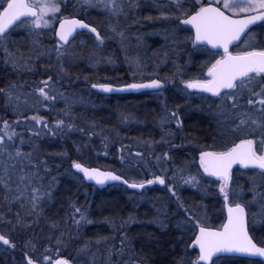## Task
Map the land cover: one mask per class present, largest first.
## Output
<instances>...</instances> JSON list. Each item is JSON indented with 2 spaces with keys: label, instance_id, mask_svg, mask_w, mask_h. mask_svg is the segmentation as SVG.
I'll use <instances>...</instances> for the list:
<instances>
[{
  "label": "trees",
  "instance_id": "16d2710c",
  "mask_svg": "<svg viewBox=\"0 0 264 264\" xmlns=\"http://www.w3.org/2000/svg\"><path fill=\"white\" fill-rule=\"evenodd\" d=\"M186 1L191 3L192 0ZM186 1L185 6L188 4ZM159 2L161 3L158 5L161 8L165 6L164 9L153 11L154 14H159L158 17L163 16L165 23L149 21V17L157 20L154 15L145 14L143 17L138 14L133 21H129L130 16L123 15L122 21L125 23L119 25L118 30L150 31L156 27L167 26L166 34H170L169 27H176L174 15L178 13L174 12L172 1ZM0 5L6 6V0H0ZM87 7L79 0H65L61 10L64 17L77 16L93 24L104 37V14L101 12L110 11L99 5L89 7L90 10L86 11ZM2 11L3 8H0V12ZM140 23H146L148 26L143 27ZM178 33L182 34L181 37L178 36L176 42L167 45L166 51L168 50L169 54L164 56L165 51L160 49L152 52L155 55H149V58L152 56L153 63L157 64H160V59L168 57L169 62L164 66L139 57V69L136 64H132L130 69L122 66L115 71L108 65L103 67L107 59L99 47L101 44L89 34H83L86 40L82 44L75 40L66 46L72 55H65L60 61L54 52L58 40L51 29L30 30L23 26L16 27L8 34L5 42L0 44V134L7 137L9 133H15L8 149L14 158L0 153V234H5L15 247L0 242V264H27L28 258L36 264H49L43 259L45 255L51 257V264L60 257L68 259L72 264H188L190 259H196V250L190 248L194 228L190 226L189 221L184 222V228L178 225V221L181 223L182 219L186 221V218L178 214L177 208L180 207L179 204L185 205L190 212H194L195 218H199L198 211L195 210L197 208L191 207L179 192L173 196L168 191L169 183L183 182L181 177L188 175L196 176L199 181H209L202 175L198 164L200 151L203 148L222 150L232 142H238L243 133H229L227 137L219 133L224 127L238 123L240 112L249 113L257 121H264V114L259 115V104L248 106L244 99H241L239 109L230 105L231 117L227 120L221 121L217 113L213 126L212 120L209 121L204 116L210 111L204 109L206 106L197 104L189 108L194 114L186 115L185 118L188 136L192 144L195 142L194 146L185 149L189 147L190 140L185 142L186 146L177 144L175 123L166 121L170 122L171 112L178 115L177 111L189 109L180 107L175 88L181 87L182 81L205 77V70L216 56L206 49H195L186 39L192 36V33L185 26ZM246 39H251L252 45L247 50L264 47V23L256 26ZM105 40L110 44L112 51L119 52L114 41ZM156 42L157 39L153 43ZM21 56L24 59L14 63L13 57L19 59ZM211 57L213 59L210 60ZM49 77L52 78L50 84L59 92L57 97L62 96L66 101L64 105H72L71 109H66L64 117L60 116L61 120L64 119V126L59 129L53 123L58 113L56 105L49 104L46 100L45 105L48 103V108L41 105L35 109L33 104L26 106V97H22L32 92L40 94L38 89ZM149 77L173 80L176 85L162 93L161 99L148 93L104 96L90 88L94 83L125 84ZM23 87L27 90H21L20 94L18 88ZM89 100L92 101L91 105L82 106ZM77 101L81 102L79 108L74 106ZM95 103L98 107L107 108L97 111L96 106H93ZM130 106L138 109L137 114V110L131 109L134 117L133 113L131 115L130 111L127 112ZM59 111L61 112V109ZM98 112L102 118L97 116ZM46 114L49 117H40ZM34 116L40 117V125L33 122ZM119 119L123 123H120ZM217 119L222 123L220 128L217 127ZM4 121L11 126L9 129L4 128ZM230 137L234 140L230 141ZM212 138L215 141L209 145L201 143ZM15 149L22 153H31L30 161L15 157ZM129 153L144 161L128 158ZM186 155L189 158L184 161ZM157 157L160 162L162 160L161 166L157 163ZM74 162L119 173L120 170L116 168L120 166L119 162L133 164L137 170L133 171V175L138 176L137 179L143 177V174L149 178L150 175L156 174L164 175L167 181L165 185L154 184L145 189L156 193L144 190L139 195L121 185L109 186L99 191L73 171ZM190 167L192 168L189 169ZM162 168L167 172L164 173ZM34 172H38L41 179H34L31 183L41 187V191L50 190L51 198L44 197L35 210L31 209L30 189L21 200L11 197L5 199L9 196L4 186L6 182L15 191L17 185L23 186L20 178ZM236 175L237 177L232 178V185L239 187L246 196L245 199L241 198V202L250 207L248 197H251L259 201L264 208V178L258 175V170H240ZM24 183L28 181L25 180ZM195 192L182 191L184 194L189 193L190 197L195 196ZM229 194L231 198V191ZM143 195L146 200L137 201ZM207 196L205 206L207 213L212 217V213L220 210L223 205L222 193L217 184H209ZM76 207L86 213L92 221L90 224L74 223V219H80L79 214L74 211ZM17 213L20 214L22 223H17ZM129 217H132L131 221ZM157 220L163 221L165 226L154 222ZM54 222L58 227H52ZM258 228L264 239V217ZM58 239L62 244L57 245ZM225 259L227 264H264L259 260L241 257L228 256Z\"/></svg>",
  "mask_w": 264,
  "mask_h": 264
},
{
  "label": "snow or ice",
  "instance_id": "6c2138e0",
  "mask_svg": "<svg viewBox=\"0 0 264 264\" xmlns=\"http://www.w3.org/2000/svg\"><path fill=\"white\" fill-rule=\"evenodd\" d=\"M79 2L89 7L99 5L113 15H119L124 10L122 5L116 3V0H79ZM63 4H65V0H6V6L0 5V8H3V11L0 12V44H3L7 39L8 29L11 26H23L30 30H53L58 37L57 45L54 48L58 61L65 55H72L66 46L70 45V37L73 40L76 39L73 33L77 29L87 30L94 34L98 44H102L105 37L101 36L96 27L85 23L83 20L69 19L63 16L61 10ZM172 4L174 12L178 13V15H174L177 25L170 33L173 42L178 40L177 34L183 26H191L194 29V35L188 36L186 39L192 43L195 49H208V46H211L209 51L213 49L223 50L222 54L215 53L219 58L215 59V62L207 68L205 78H191L182 81L185 89H195L221 97V99H229L232 101V108L234 109H239L241 107L240 100L244 99L248 106L259 104L260 111L264 114V47L258 50L253 47L252 50L245 49L235 53L229 50V46L234 41H238L241 34L245 33L246 30L250 31V25L256 24L257 21L264 22V0H192L188 6H185V0H172ZM135 6L129 5V7ZM57 22L59 23L58 29L55 27ZM112 31L121 36L122 40L125 38L124 34L116 32L115 28ZM21 59L24 57L21 56L19 59L13 57L14 63H19ZM133 62L139 69V60ZM51 79L49 77L47 81H43V86L38 89L44 100L55 99V95H49V91H55L50 84ZM163 86L161 80L157 78L151 79L146 84L133 83L127 88L129 90L144 88L160 90ZM101 87L105 91H113L111 86L101 85ZM45 88H48L49 91H45ZM222 92L224 93L223 96H221ZM170 116L176 119L178 125L180 124L176 112H171ZM32 119L39 122L40 118L34 116ZM238 119V123L224 127L219 134L227 137L229 133H243L244 135L239 138V142H232L223 151L201 150L199 153V165L203 172L222 181L219 191L223 194L224 203L227 207V222L221 226L220 230H215L207 225L206 215L197 219L190 214L189 209L184 208L186 221L192 222L198 228V233H194L191 237L192 243L190 245L193 249H198V255L196 259H190L188 264H227L225 257L230 254L264 258V242L258 244L249 234L248 212L246 211V204L241 202L242 190L239 187H232L231 174L233 166L238 164L246 169L258 170V175L264 178V121L253 119L247 112H240ZM62 125H64V121L58 120L56 127L59 129ZM3 126L5 129L11 127L7 121L3 122ZM14 135L15 133H9L5 137V135L0 134V153L6 154L9 158H14L13 153L8 151ZM15 157H22L30 161L31 153H22L19 149H15ZM73 168L82 172L88 180L95 181L98 185H104L109 181H119L133 189H144L146 185H165L166 182L164 175L129 183V180L123 179L120 175L87 168L80 163L74 162ZM5 171L7 172V168ZM20 179L23 186L17 185L15 191L9 187L7 182L5 183L4 186L9 193V196L5 197L6 200L9 197L21 200L30 189L32 193L30 196L31 209L35 210L44 197L51 198L50 190L41 191V187L31 183L34 179H41L38 172L23 176ZM172 179L174 180L175 177ZM181 179L185 184L202 187L196 176H182ZM25 180L28 183H24ZM253 184H255V179H253ZM174 188L175 185L168 187V191L173 196L176 195ZM177 201L179 203V198ZM179 206L183 208L182 204ZM74 211L80 217L79 220L74 219L75 224L80 225L81 222L90 224L92 222L80 208L76 207ZM16 215L17 223H22L20 214L17 213ZM131 219L132 217H129V221ZM154 222L160 223L162 227L165 226L163 221ZM52 227L56 228L58 224L54 222ZM0 242L3 245L15 247V244L5 234H0ZM60 244L62 241L58 239L57 245ZM43 259L51 264L50 256L45 255ZM27 264H36V262L28 258ZM55 264H70V262L60 258L55 261Z\"/></svg>",
  "mask_w": 264,
  "mask_h": 264
},
{
  "label": "rangeland",
  "instance_id": "374dc122",
  "mask_svg": "<svg viewBox=\"0 0 264 264\" xmlns=\"http://www.w3.org/2000/svg\"><path fill=\"white\" fill-rule=\"evenodd\" d=\"M159 1L160 0H124V1L116 0V3L118 5H122L123 6V9H124L123 12H121L119 15H113V14H111V12L108 13L107 11L101 12L102 14H104L103 15V19H102L103 20L102 22H104V25L102 26V29H103L102 31H103L104 37H105V39H109L110 41H114V43L119 48V52L112 51L109 48L110 44L106 40L103 41V43L101 45H99L101 50H103V52H104V56L107 59V62L105 63V65H103V67L108 65L114 71L117 70V68H122V66L125 67V68H129V67H132V64H135L133 62L134 60H137V59L139 60V57H142V60H144L143 59V57H144L145 61L153 63L154 60L152 59V56H150V58H149V55L150 54L155 55L153 53L157 52L160 49L162 51H165L164 52V56L169 54V53H167L168 50L166 51L167 45L173 44V40L169 37L170 34H166L167 26H166V28L164 26L163 27H161V26L160 27H156L155 29H152L150 31H141V30H137V29H130V30L126 31L124 29V30H122V33L124 34V37H125L123 40H122L121 36L117 35L116 33H114L112 31V29L115 28L116 32H120L118 30V26L123 24V23H125V22L122 21L123 20V18H122L123 15L126 16V17L130 16L129 17L130 18L129 21L135 20L137 18L138 14H142L143 17H144L145 14H146V16L147 15H154L157 18V20H153L152 18L149 17V21H151V22H157L158 21V22H161V23H165L166 20L163 21V19H162L163 16L158 17L159 14H154V11H153V10H156L158 8L164 9L165 6H163V8H161L158 5L159 3H161ZM168 1H172V0H168ZM186 2L188 3L186 6H188L189 4L192 3V1H191V3H189V1H186ZM145 3H148V4L151 3L153 5L146 6ZM129 5H136V6L135 7H129ZM147 9H150V11H148ZM85 10L86 11L90 10L89 6L87 8H85ZM170 15L171 14H169V17H170ZM117 18H118V20H117ZM140 24L143 27L148 26L146 23L145 24L140 23ZM170 26H174V25H170ZM172 28H174V27H169V30L170 29L172 30ZM135 31H137L138 33H136ZM177 35L179 37H181L182 34L178 33ZM156 39H157V42L153 43V42H155ZM85 40H86V37L82 35L77 40V43L78 44H82ZM239 46H240V48L238 47L239 51H241V49H243V50L250 49L252 47L251 39H246V41L244 40L243 43L240 44ZM214 58L218 59L219 56L216 55ZM211 59H213V58L211 57L210 60ZM215 59H213L212 63L215 62ZM208 60H209V58H208ZM168 62H169V58L166 57L165 59L163 58V59L159 60L158 63H160V64H157L155 62L153 64L163 65L164 66ZM207 63H209V62H207ZM212 63H210V65L208 67H210ZM132 73H133V71H132ZM205 73H207V69L205 70ZM139 78H141V77H139ZM133 79H135V78H133ZM171 81H173V80H171ZM25 89H26L25 87L18 88V90H19L18 92H20V94H21V90H25ZM46 90L49 91L48 88H46ZM58 93L59 92H57L56 90L54 92H50L49 91V95L50 96L51 95H55V99L54 100H52V99L48 100L49 104L53 103V105H56V107H58V113L55 115L54 122H53L55 126H56L57 121L61 120L60 116L64 117V115H65L64 112H66V109H71V107H72V105H64L63 103L66 102V101L63 100L62 96L57 97L58 95H56V94H58ZM245 95H247V94H245ZM22 97L23 98L26 97L25 98L26 100L24 102V104H26V106H31L33 104L35 109H36V107H40L41 105H43L44 108H48V106H47L48 103H47V105H45L47 101L44 100V98L40 94H37L36 92H32L30 94L23 95ZM256 99H259V98H256ZM90 102H92V101L89 100L85 104H83L82 106H86L87 104L91 105ZM80 104H81V102L77 101L76 103H74V106H77V108H79ZM230 105H232V101L231 100H229V99H221L220 98V99H218L217 103H215V105H214L216 113L213 110H211L210 113H206V114H208V116L210 118L214 117V119H216L217 118V113H218V117L220 118L221 121L227 120V118L231 117V114L229 112L231 110ZM93 106H96V110L97 111H99L101 108H103V109L107 108V106L98 107L99 105H97L96 103ZM257 107H258L257 109L259 110V115H262V113L260 111V106L258 105ZM59 109H61V112L59 111ZM131 109L135 110V111L137 110L136 114L138 112V109L136 107H134V106H132V107L130 106L127 109V112L130 111L131 115L133 113L132 117H134L135 116L134 112L131 111ZM224 114H226L225 118H223ZM97 116L102 118V116H101V114H99V112L97 113ZM40 117L47 118V117H49V115H47V114L46 115H41ZM169 120H170V122H168V121H166V122L167 123H173V124L177 123L176 119H174L172 117L169 118ZM34 121L35 120H33V122ZM63 121H64V119H63ZM119 122L121 123L122 120L119 119ZM34 123H36L37 125H40V123L37 122V121H35ZM62 126H64V125H62ZM229 140L233 141L234 139H232L230 137ZM85 149H87V148H85ZM158 151H159L160 158H161L162 156H161L160 150H158ZM159 154H158V156H159ZM128 158L133 159V160H138L139 159L137 157V155H131L130 153L128 154ZM168 159H169V157H168ZM138 161H144V160H138ZM157 163H158L159 166H161V164H162V160L160 162L158 157H157ZM119 164H120V166H116V168L118 170H120V172H122L124 174H127L129 177L130 176H132L133 178L138 177V176L133 175V171H137L135 169V167L133 166V164H127V163H121V162H119ZM191 168L192 167H190L189 169H191ZM162 169H163L164 173L167 172L166 169H164V168H162ZM258 179H260V177H258ZM212 182L213 181H211V180H209V181L208 180H200V184H201L202 187H193L192 185L185 184L182 181L181 182L180 181L179 182L176 181V183L171 182V184L169 182L168 183H169V186L175 184L176 185L175 188H174L175 192H177V193L179 192L180 196L183 195V197H185L187 199V202L189 203V205L191 207L194 208V206H195V208H198V209H196L198 212H203V214H204V213H207V210H206L207 208L205 206V201H206V199L208 197L207 196V189H208L209 184L210 183L212 184ZM232 187H234V186L232 185ZM183 190H187V191L194 190V191H196L195 195L200 197V201L201 202L199 204H194V206H192V204H190V202L193 203L195 201L194 200L195 196H191L190 197L189 193H185V194L182 193ZM244 194H245L244 191H242V195H241L242 199H245V197H246V196H244ZM229 196H230V194H229ZM231 199H232V196H231L230 200ZM145 200H146L145 195L140 197V199H137V201H139V202H141V201L144 202ZM191 200H194V201H191ZM248 200L250 201V203L252 205H254V208H252L251 215H252L254 223L259 226V224L262 222V218L264 217V208H262V206L260 205V202L256 201L254 198L248 197ZM196 202L197 201H195L194 203H196ZM193 208H192V210H194ZM198 212H197V214H198ZM205 215L207 216V214H204V216ZM200 216L201 215L198 214V217H200ZM181 225L183 226L184 224L181 223ZM190 226L194 227L195 225L191 222Z\"/></svg>",
  "mask_w": 264,
  "mask_h": 264
},
{
  "label": "flooded vegetation",
  "instance_id": "af4514ba",
  "mask_svg": "<svg viewBox=\"0 0 264 264\" xmlns=\"http://www.w3.org/2000/svg\"><path fill=\"white\" fill-rule=\"evenodd\" d=\"M206 50L208 52H211L208 49H206ZM211 53H216V52H211ZM205 77H206V75H205ZM205 77H203V78H205ZM185 81H187V80H185ZM179 88H184V91H185V93L183 95H181L180 99L178 100L179 101L178 104L180 105V107H184V108L188 107V109H189L190 107L195 106V105L198 104V105H201L202 107L206 106L207 111L211 112V110H213L215 112V106L214 105H215V103H217L218 99H220L221 97H218V96L212 97V96H208L206 94L200 93V92H192L190 89L186 90L185 89V85L182 82H181V87H179ZM169 89H171V87ZM163 90H168V87H166V89H163ZM148 94L154 96V93H148ZM134 95H136V94H134ZM223 95L224 94H221V96H223ZM177 112H178L177 118L179 119L180 124L178 125L177 123H175V129L177 131V137H178V141L176 143L180 144L181 146H186L185 142L190 140V139H189L188 131H187L186 124H185V120H186L185 118H186V115L194 114V111L192 109H189V111H187V110L186 111H182L181 110V111H177ZM202 112H204V111H202ZM210 112H208V113H210ZM204 116L209 121L212 120V124L214 126V124H215L214 117L210 118L208 116V114H205ZM190 141H191V143L188 144L189 147H187L185 149H191L194 146L193 144L195 142H193V144H192V140H190ZM214 141H215V139L212 138V139H210V140H208L206 142H201V143L205 144V145H209V144H211ZM203 150H206V151H209V150H211V151H223L225 149L214 150V149H210V148H204ZM188 158H189V156L186 155L184 161H187ZM198 164H199V158H198ZM199 167H200V165H199ZM200 169L202 170V175L205 176L206 178H208L209 180H212L213 183H215V184H221L222 183V181H220L217 177L208 176L206 173L203 172V169L201 167H200ZM240 170H255V169H246V168H243L241 166H236L233 169L232 173H231L232 174V178L234 176L237 177L236 173L238 171H240ZM119 174L123 175L124 177H126L128 180H131V181H141V180L154 179L155 176H158V175L154 174L152 176L150 175V178H149L148 176H144V174H143L142 178L137 179V178H133L132 176L129 177L127 174H124V173L122 174V172L119 173ZM165 181H167L166 178H165ZM153 185H150V186H153ZM219 188H220V186H219ZM145 192L156 193V191H152V190H150V191L145 190ZM221 198H222L221 201H222L223 205H221L220 210L215 211V209H214L215 212L212 213V217L210 216L209 212L206 213V214H209V220L207 222V225L209 227H211V228L221 229V226L226 221V212H225V203H224L223 194H222ZM184 208H186L185 205H183V208L178 207L177 211H178L179 215L182 214V216L186 218V213L184 211ZM190 214H192L194 216V212L193 211H191ZM248 217H249V230H250V233H251L252 237L254 238L255 241H264V239L261 237V235L259 233L260 229L252 226V216H251L250 212L248 213ZM197 230H198V228L196 229V231L194 233H197ZM196 252L198 254L197 250H196Z\"/></svg>",
  "mask_w": 264,
  "mask_h": 264
},
{
  "label": "water",
  "instance_id": "95a60500",
  "mask_svg": "<svg viewBox=\"0 0 264 264\" xmlns=\"http://www.w3.org/2000/svg\"><path fill=\"white\" fill-rule=\"evenodd\" d=\"M67 18H69V19H72V18L80 19V20H83L85 23H88L86 20L81 19V18H79V17H77V16H74V17H67ZM262 23H264V22L257 21L256 24H254V25H250V26H249L250 31H251L253 28H255L256 26H258V25H260V24H262ZM88 24H90V23H88ZM90 25H92V24H90ZM92 26H94V25H92ZM55 27L58 29V27H59V23H58V22H57V24H56ZM94 27H95V26H94ZM187 27H189V28L192 30L193 35H194V29H192L191 26H187ZM14 28H16V26H11V27L8 29V34H9ZM97 30H98V29H97ZM98 31H99V30H98ZM250 31H249V30H246L245 33L241 34L240 39H239L238 41H234V42L229 46V50L233 52V48L239 46V45L244 41V39L246 38V36L250 33ZM99 32H100V31H99ZM81 33H89V34H91V35L94 36V34L90 33L89 31H87V30H81V29H77V31H76L75 33H73V36H75V37L77 38ZM54 34H55V32H54ZM55 37H56L57 40H58V37H57L56 35H55ZM94 37H95V36H94ZM74 40H75V39H74ZM74 40L70 37V43H72ZM210 48H211V46H208V49H210ZM211 51H213V52H221V53H222L223 50H222V49H218V50L213 49V50H211ZM233 53H235V52H233ZM153 79H157V78H153ZM158 79H159V78H158ZM150 80H151V79H149V80H145V81H137V82H132V83H129V84H124V85H114V84H111V83H96V84H92L91 87H92V89H94L95 91H97L98 93L103 94V95L138 94V93H141V92H152V91H157L156 89H148V88L139 89V90H129V89L127 88V86L130 85V84H133V83H136V84H142V83H143V84H146V83H149ZM160 80H161V79H160ZM161 82H162L163 85H164L163 87H165V83H164V81L161 80ZM93 85H96V87H93ZM101 85H108V86H111V87L113 88V91H111V92L105 91V90L101 87ZM191 90L194 91V92H200V93L206 94V95H208V96L216 97V96H213V95L210 94V93L201 92V91H199V90H195V89H191ZM222 93H223V92H222ZM222 93H221V94H222ZM80 164H82V163H80ZM82 165H83L84 167H87V168H94V169H98V170H100V171H102V172H112V173H114L115 175H119L118 173H116V172H114V171H112V170H106V169H102V168H99V167H90V166H87V165H84V164H82ZM236 166H238V164H237V165H234L233 168H232V170H233ZM240 166H241V165H240ZM249 169H251V168H249ZM73 170H74L77 174L81 175V176L83 177V179L85 180L86 183L91 184V185H94V186L98 187L99 189H105V188H107L109 185H113V184H122V185L128 187V185H125V184H123V183H121V182H119V181H117V182L109 181V182H107V183L104 184V185H98V184L95 183V181L88 180V179L84 176V174H83L82 172H79V171L76 170L75 168H73ZM120 176H121V175H120ZM122 177H123V176H122ZM123 179H126V178L123 177ZM129 183H131V181H129ZM128 188H129L130 190H134V191H136V192H141V191L143 190V189H133V188H130V187H128ZM246 211H247V209H246ZM225 212H226V221H225V223H226V222H227V207H226V205H225ZM248 223H249V221H248ZM213 229H215V230H220V229H216V228H213ZM248 230H249V228H248ZM197 233H198V230H197ZM249 234L251 235L250 230H249ZM251 236H252V235H251ZM253 239H254V238H253ZM254 241H255V240H254ZM196 250L198 251V249H196ZM227 256L244 257V258H249V259H258V260H261V261L264 262V258H261V257H248V256H242V255H239V254H230V255H227ZM61 258L66 259V258H64V257H61ZM59 259H60V258H59ZM68 261H69V260H68ZM69 262H70V261H69ZM53 264H55V262H54ZM70 264H72V263L70 262Z\"/></svg>",
  "mask_w": 264,
  "mask_h": 264
},
{
  "label": "bare ground",
  "instance_id": "6f19581e",
  "mask_svg": "<svg viewBox=\"0 0 264 264\" xmlns=\"http://www.w3.org/2000/svg\"><path fill=\"white\" fill-rule=\"evenodd\" d=\"M163 81H164V83H165V87H163L162 89H160V90H157V91H155L154 92V94H155V97L157 96L158 97V99H161L162 98V93H164V92H166V90H163V89H166V87H168V88H173L176 84H174V82L173 81H167V80H165V79H162ZM92 86V85H91ZM90 86V88L92 89V87ZM177 87V86H176ZM176 89V92L178 93L177 94V99L179 100L180 99V96L181 95H183L184 93H185V91H184V88H179V87H177V88H175ZM92 90H94V89H92ZM191 90V89H190ZM95 91V90H94ZM192 91V90H191ZM193 92V91H192ZM183 98V97H182ZM204 109H207V108H204ZM217 121H218V119H217ZM221 122H219L218 121V123H217V127H221ZM204 149V148H203ZM202 149V150H203ZM198 158H199V156H198ZM79 163H82V162H79ZM82 164H84V163H82ZM84 165H86V164H84ZM88 166V165H87ZM74 171V170H73ZM75 172V171H74ZM76 173V172H75ZM77 174V173H76ZM79 175V174H78ZM80 176V175H79ZM142 178V177H141ZM85 181V180H84ZM88 184V183H87ZM218 185V187L220 186V184H217ZM94 187H96V186H94ZM96 189H98L99 191H102L103 189H99L98 187H96ZM197 201L196 203H194L195 201ZM194 200H191V201H194L193 203L192 202H190V204H193V206H194V204H199L201 201H200V197L199 196H196L195 195V198H194ZM249 205H250V207L249 206H247L246 205V208L248 209V211L251 213L252 212V208H254L253 207V205H251V203H249ZM252 206V207H251ZM198 209V208H197ZM196 210V209H195ZM202 211V210H201ZM198 214H200L201 216L199 217V218H197V219H200V218H202L203 216H204V214H206V213H204L203 214V212H198ZM197 214V215H198ZM155 216V215H154ZM207 222H208V220H209V214H207ZM252 216V215H251ZM182 219V218H181ZM182 221L183 222H181V223H183L184 225H185V223L184 222H188V221H185L184 219H182ZM178 225H180L182 228H184L182 225H181V223L178 221ZM189 224L191 223L190 221L188 222ZM252 226L253 227H256V228H258V225L257 224H255L254 223V221H253V218H252ZM194 228V232L196 231V227L194 226L193 227ZM191 245V244H190ZM190 248H192V247H190ZM262 263H264L263 261H262Z\"/></svg>",
  "mask_w": 264,
  "mask_h": 264
}]
</instances>
